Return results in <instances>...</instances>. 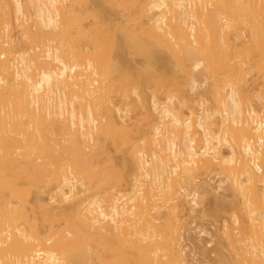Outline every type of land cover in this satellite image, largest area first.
<instances>
[{"label":"bare ground","instance_id":"6f19581e","mask_svg":"<svg viewBox=\"0 0 264 264\" xmlns=\"http://www.w3.org/2000/svg\"><path fill=\"white\" fill-rule=\"evenodd\" d=\"M83 2L0 0V264H193L209 197L264 264V0Z\"/></svg>","mask_w":264,"mask_h":264},{"label":"rangeland","instance_id":"374dc122","mask_svg":"<svg viewBox=\"0 0 264 264\" xmlns=\"http://www.w3.org/2000/svg\"><path fill=\"white\" fill-rule=\"evenodd\" d=\"M84 0H82L83 2ZM87 1V0H86ZM84 3V2H83ZM82 3V5H83ZM88 2H86L85 4H87ZM88 7L89 5H91L90 3L87 4ZM85 6V5H84ZM216 181V180H215ZM214 183V182H213ZM216 183V182H215ZM208 198V197H207ZM205 200V199H204ZM212 197H209L208 200L206 199L205 202H204V209L205 210H208L209 209H212L213 210V201H212ZM232 200V197L230 198H227V200L225 201V203H228L227 201H231ZM210 210V211H212ZM206 211V213L208 215H203V214H199L197 213L196 216H198L197 218L195 217L193 220H195L193 223L191 222V226L189 225L190 229H187L188 231H186V241H188L187 245H189L188 247V251L190 252V256L191 257V261H195V262H192L193 264H215L216 262L214 261L216 258H215V252H213V248L215 250V247L217 243H214L213 242V239L212 237H209L207 235H204L206 236V238L204 236L202 237H199V232L202 231V230H205L209 233L211 232H214L215 231V227L220 224V222H217L216 219H213V216L210 215V211L208 212ZM210 215V216H209ZM212 217V218H211ZM215 218V217H214ZM218 219V218H217ZM221 219V218H220ZM218 219V220H220ZM190 221V219H189ZM216 221V222H215ZM218 223V224H216ZM215 224V225H213ZM215 226V227H214ZM211 231V232H210ZM188 232V233H187ZM210 235V234H209ZM197 237V238H196ZM200 240H199V239ZM195 239V241H194ZM209 239V240H208ZM191 242V243H190ZM211 243V244H210ZM214 243V244H213ZM205 249V250H204ZM191 250V251H190ZM101 252V253H100ZM188 252V253H189ZM209 252V254H208ZM227 253V250L225 251ZM92 253L93 252H89V259L87 261L86 264H108L110 261L107 257H105V252L103 253L102 251H99L97 254L95 252V254L93 255ZM93 255V256H92ZM96 255V256H95ZM92 256V257H91ZM107 256V254H106ZM91 257V258H90ZM101 258V259H98V258ZM92 259L94 261H92ZM96 259L98 261H96ZM91 261V262H90ZM100 262V263H99ZM85 263V262H84ZM83 264V263H82Z\"/></svg>","mask_w":264,"mask_h":264}]
</instances>
